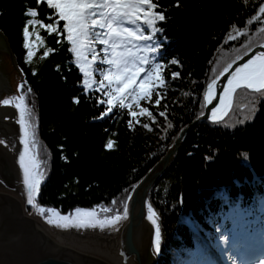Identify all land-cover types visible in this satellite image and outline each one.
<instances>
[{
    "label": "trees",
    "instance_id": "trees-1",
    "mask_svg": "<svg viewBox=\"0 0 264 264\" xmlns=\"http://www.w3.org/2000/svg\"><path fill=\"white\" fill-rule=\"evenodd\" d=\"M156 2L158 10H166L167 16V21L159 25L169 41L161 53L168 64L165 85L156 86L159 105L155 104V93L151 101L141 102L153 112L155 120L145 115L129 128L127 109H119L118 102L105 117L98 118L104 111L103 105L96 104L99 94L91 90L85 94L82 75L67 51L68 45L58 44L55 34L40 29L44 47H34L32 60L25 62L22 28L28 17L24 13L26 8H36L38 18L47 23L46 16L52 13L45 4L0 0V31L22 70L23 82H27L24 91L32 89L26 99L33 109L39 159L46 167L37 197L39 205L55 207L62 214L76 207L90 209L97 205L101 215L105 206L122 212L133 188L204 112L206 82L213 78V69L242 52L241 45L249 38L253 49L259 46L257 28L262 25L246 22L264 0ZM233 25L246 28L247 35L228 40L235 30ZM47 48L53 51L44 57ZM172 59L180 64L171 65ZM174 72L180 76L173 79ZM74 97L78 102H73ZM161 111L166 113L164 117L159 116ZM144 124L149 127L144 128ZM108 139L113 146L106 149ZM260 197H264V97L241 90L223 122L200 123L190 131L176 159L148 195L147 205L153 206L161 232L158 264H182L189 258L185 249L194 250L191 259L195 264L198 245H204L197 233L218 252L227 247L230 233L248 239L263 233L264 215L259 211L246 224L233 219L234 206L256 207ZM220 234L225 236L226 245L219 243Z\"/></svg>",
    "mask_w": 264,
    "mask_h": 264
},
{
    "label": "snow or ice",
    "instance_id": "snow-or-ice-1",
    "mask_svg": "<svg viewBox=\"0 0 264 264\" xmlns=\"http://www.w3.org/2000/svg\"><path fill=\"white\" fill-rule=\"evenodd\" d=\"M36 3L37 5L45 4L52 14L46 16V20L49 21L46 23L38 18L36 8H26L24 15L28 18L22 28L23 48L27 50L26 63L32 60L35 54L34 47H44V38L39 30L43 29L48 34H55L58 44L67 43V51L73 57V63L82 75V87L85 94H88L90 90L99 94L96 97V104L103 105L104 111L98 118L105 117L118 102L119 109H127V116L130 118L129 128L133 126V122L139 123V118L145 115L155 120L153 112L149 110V107L141 106V102L151 101L155 93L157 95L155 104L161 103L159 88L156 86L165 85L164 69L168 67L161 53L164 44L169 41L164 35L165 29L159 26L167 21L166 10H158L156 0H36ZM253 21L262 25L257 28L261 50L256 51L246 62L237 65V61L243 60L253 50V41L249 38L246 44L241 45L243 51L225 62L224 66L218 65L214 68L213 78L206 82L205 106L213 105V101H218L210 108L208 116V119L214 123H218L219 119L232 109L238 91L249 92L254 97H264V2L246 23L251 24ZM60 22H63L62 27H58ZM232 27L235 30L230 32L228 40L237 41L247 35L246 28L240 29L235 25ZM52 51V48H47L43 56L47 57ZM170 64L178 65L180 61L172 59ZM233 65L237 66L233 68ZM97 76L98 80L94 79ZM179 76V72L172 74L173 79ZM225 76L226 83L221 88V77ZM26 83L24 81L19 85V95L4 99L2 103L5 106H14L18 112L16 123L19 125V144L22 146L19 151L18 165L22 172L27 204L37 209L41 216L47 214V223L58 228H99L102 231L117 228L121 221L129 216L127 202L123 204L122 212L105 206L101 209L103 215L97 211L100 208L99 205L90 209L76 207L69 214H62L55 207H43L37 203L42 181L46 178V167L39 159L36 150L33 109L28 106L26 99L27 93H30L32 89L28 88L25 92ZM73 102H78L77 98L74 97ZM165 115L164 111L159 112V116ZM204 115V112H201V116ZM143 127L148 128L149 125L144 124ZM168 127L172 125L169 124ZM112 146L113 141L108 139L104 147L107 149ZM241 155L247 157L248 154ZM135 191L134 187L133 192ZM132 199L133 196L130 193L128 200ZM116 203V200L112 201L113 205ZM257 211L264 215V197H260L258 205L253 208L242 209L238 204L234 206V222L246 224ZM147 212V218L154 227L153 248L159 255L161 232L151 204L147 205ZM218 240L221 245H226L223 234L219 235ZM184 251L189 253V258L182 264H193L191 253L194 250L185 249ZM196 251H198V257L195 264H216L208 246L198 245ZM221 251L231 264H236L232 256L228 255L227 247ZM256 264H264V259H260Z\"/></svg>",
    "mask_w": 264,
    "mask_h": 264
},
{
    "label": "water",
    "instance_id": "water-1",
    "mask_svg": "<svg viewBox=\"0 0 264 264\" xmlns=\"http://www.w3.org/2000/svg\"><path fill=\"white\" fill-rule=\"evenodd\" d=\"M260 50V47L255 48L237 65L246 62ZM1 52L8 54L18 74L6 64ZM237 65H233V68ZM20 76L8 39L0 31V98L20 94ZM221 81L222 88L226 76L221 77ZM217 102L213 101V105ZM213 105L205 106L204 101L205 115L181 132L167 155L136 187L133 199L128 202V218L122 220L117 228L103 231L99 228H58L27 215L25 207H32L26 202L22 172L18 165L19 151L22 149L19 129L14 127L16 124H7L0 117V141H4L0 143V264H158L159 256L153 248L154 233L147 218L148 195L176 159L190 131L200 123H214L208 119ZM1 111L3 114L4 110L0 109V114ZM10 115L16 118L18 114L8 112L5 116ZM36 145L38 152L37 142Z\"/></svg>",
    "mask_w": 264,
    "mask_h": 264
},
{
    "label": "rangeland",
    "instance_id": "rangeland-1",
    "mask_svg": "<svg viewBox=\"0 0 264 264\" xmlns=\"http://www.w3.org/2000/svg\"><path fill=\"white\" fill-rule=\"evenodd\" d=\"M1 55L4 57L6 64L9 65L14 70V72L16 74H18L15 71V69L13 68L8 54L4 53V52H1ZM36 142H37V140H36ZM253 255H258L259 256V259H257V261H255L254 263L251 261V259L253 258ZM260 259H264V242H262L259 245V247L257 248V250H255V251H251V249L248 248L246 253L244 254V259H242L240 261V264H256V262H258Z\"/></svg>",
    "mask_w": 264,
    "mask_h": 264
},
{
    "label": "flooded vegetation",
    "instance_id": "flooded-vegetation-1",
    "mask_svg": "<svg viewBox=\"0 0 264 264\" xmlns=\"http://www.w3.org/2000/svg\"><path fill=\"white\" fill-rule=\"evenodd\" d=\"M12 96H15V95H10V96H2L0 98V109L1 110H4L3 111V114H2V111H1V114H0V117L2 118V120L5 122V123H11L12 125L16 124L14 127L18 128L19 129V125L16 123L17 119H18V115L16 116V118H12L11 115L9 117L5 116L7 115V113H11V114H14L15 115V112L18 114L17 110L15 109L14 106L12 105H8V106H5L3 105L2 101L4 99H7V98H10ZM5 110H7L8 112H5Z\"/></svg>",
    "mask_w": 264,
    "mask_h": 264
},
{
    "label": "bare ground",
    "instance_id": "bare-ground-1",
    "mask_svg": "<svg viewBox=\"0 0 264 264\" xmlns=\"http://www.w3.org/2000/svg\"><path fill=\"white\" fill-rule=\"evenodd\" d=\"M28 209H30V207L29 206H26L25 207V211L27 212V215H29L30 217H32V218H34V219H36V220H38V221H41V222H43V223H47V219H44V216H41L39 213H38V211H36V210H34L32 213H29V211H28ZM32 209H35V208H33L32 207ZM147 217H148V212H147ZM151 229H152V231H153V233H154V227H153V225L151 224ZM257 258V256H254L252 259H251V261L254 263Z\"/></svg>",
    "mask_w": 264,
    "mask_h": 264
}]
</instances>
